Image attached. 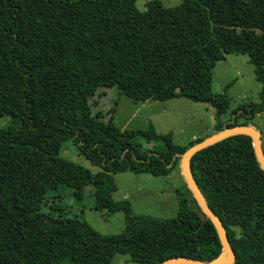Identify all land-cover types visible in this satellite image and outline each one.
Returning <instances> with one entry per match:
<instances>
[{
	"label": "trees",
	"instance_id": "16d2710c",
	"mask_svg": "<svg viewBox=\"0 0 264 264\" xmlns=\"http://www.w3.org/2000/svg\"><path fill=\"white\" fill-rule=\"evenodd\" d=\"M145 1L141 12L137 0H0V120L15 124L0 128V264H112L117 254L134 264L211 262L222 255L217 230L186 183L174 219L139 215L128 200H113L114 175L168 177L204 139L177 146L153 125L121 130L113 116L106 121L92 110L100 89L116 88L137 104H209L216 133L253 126L264 112V0H183L173 8ZM232 54L249 57L261 102L224 123L230 98L212 86L217 63ZM70 141L97 174L61 157ZM191 169L225 226L235 264H264V170L253 139L238 135L207 147ZM65 185L79 201L93 187L96 210L125 214L123 233L102 235L56 203L43 212L51 191Z\"/></svg>",
	"mask_w": 264,
	"mask_h": 264
},
{
	"label": "rangeland",
	"instance_id": "374dc122",
	"mask_svg": "<svg viewBox=\"0 0 264 264\" xmlns=\"http://www.w3.org/2000/svg\"><path fill=\"white\" fill-rule=\"evenodd\" d=\"M165 8L179 6L183 0H160ZM137 8L141 12L147 10L145 0H137ZM213 92L227 93L230 98V109L222 117V122L233 118V113L243 105L261 102L262 85L256 79L254 66L247 55H227L225 60L217 63L214 70ZM95 98L97 103L93 113L101 112L108 121L113 116L114 124L121 130L145 131L151 125L158 134L173 135V142L177 146L185 147L197 139H206L216 134V110L209 104L195 103L188 99H174L168 102L148 101L135 103L126 95H122L116 88L100 89ZM112 112V113H111ZM111 113V114H110ZM245 120L241 119L240 123ZM251 125L262 134L264 148V112L255 116ZM15 127L10 118L0 120V128ZM145 148H151L140 140ZM61 157L72 161L97 174L99 168L92 165L73 141L63 146ZM117 192L113 193V200L120 202L128 200L133 211L139 215H149L160 219H174L179 213L180 190L185 179L181 165L168 177H156L149 174H134L131 172L114 175ZM95 191L93 187L85 189L84 199L79 201L74 190L68 186H60L51 191L48 203L42 206L43 212H52L51 208L59 205L70 218H83L99 233L106 236L120 235L125 229V214L123 212L110 213L95 208ZM112 264H134L127 255L117 254Z\"/></svg>",
	"mask_w": 264,
	"mask_h": 264
},
{
	"label": "water",
	"instance_id": "95a60500",
	"mask_svg": "<svg viewBox=\"0 0 264 264\" xmlns=\"http://www.w3.org/2000/svg\"><path fill=\"white\" fill-rule=\"evenodd\" d=\"M238 135H247L253 139L255 154L257 160L264 170V148L262 141V134L259 130L255 129L253 126H245V125H237L234 127L227 128L221 132L214 134L211 137L204 139L202 142L195 144L187 152L183 155L181 160V169L182 174L185 179V183L187 184L190 192L193 194L194 199L198 203L199 207L202 211L207 215V217L211 220L214 227L217 230L220 241L223 246L222 255L211 261V262H202L199 260L189 259L185 257H175L169 259L161 264H235L237 257L236 253L231 245V242L228 238L227 231L225 226L220 219L219 216L213 212V210L208 205L203 193L201 192L194 174L191 169V159L192 157L200 152L201 150L210 147L214 144H217L223 140H226L230 137L238 136Z\"/></svg>",
	"mask_w": 264,
	"mask_h": 264
}]
</instances>
